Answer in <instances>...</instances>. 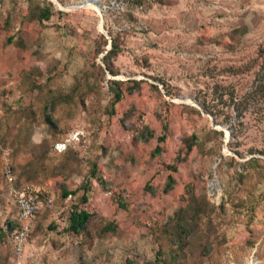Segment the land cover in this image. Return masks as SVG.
<instances>
[{"label":"rangeland","instance_id":"rangeland-1","mask_svg":"<svg viewBox=\"0 0 264 264\" xmlns=\"http://www.w3.org/2000/svg\"><path fill=\"white\" fill-rule=\"evenodd\" d=\"M39 3L49 21H27L28 0H0V224L16 214L3 150L53 199L28 245L48 242L23 264H264V96L251 95L264 81V0ZM115 37L117 73L102 75ZM110 81L123 92L112 116ZM148 126L166 133L155 158ZM187 184L213 211L176 240L168 217ZM74 206L91 214L87 233L67 229ZM0 258L13 262L4 242Z\"/></svg>","mask_w":264,"mask_h":264},{"label":"trees","instance_id":"trees-1","mask_svg":"<svg viewBox=\"0 0 264 264\" xmlns=\"http://www.w3.org/2000/svg\"><path fill=\"white\" fill-rule=\"evenodd\" d=\"M40 0H28L29 6L27 8L26 12V20L29 22L37 21L38 23H42L44 21H49V19L52 16V9L51 4L48 3L47 5H41L39 3ZM6 24H8L6 22ZM15 36L11 35L9 38H7L6 43L8 45H11L14 43ZM102 39V46L106 45V41L101 37ZM22 42V38L18 40V44ZM16 43V42H15ZM121 44L118 41L117 37L112 39L110 49L106 52V54L103 57V63L105 65L104 68L99 67L100 71L102 72V75H104L105 72L110 73L111 75H116V70L114 69L113 62L115 58L121 53ZM103 51V47L99 48L97 53H101ZM122 82L120 81H110L109 82V91L111 95L113 96V102L110 109H107V113L109 115H114V104L117 102H120L123 99V92L121 90ZM133 87L138 86L139 83L136 81H132ZM264 96V81L263 79H260L258 82V85L254 88V90L251 92V95L258 96V95ZM44 122L52 127V122L50 121V118L46 116ZM155 137L156 145L151 153V156L155 158L158 156L162 151V144L164 143L166 139V133H158L155 135L148 127H146V140H150ZM182 143L184 145V148L186 149V153H190L194 148H197L198 146V139L196 136L191 135L190 137L184 138L182 140ZM182 152V151H181ZM10 154V152H9ZM11 158V154H10ZM12 160V159H11ZM13 173H14V186L16 189H20L23 186L26 185H34L31 183H22L21 180H27L30 181L31 178L27 177L25 172L21 171L18 174L15 173V169L13 167ZM92 168L95 170V164L92 165ZM167 169H169L170 172L175 173L177 172L178 168L176 165H169L167 166ZM94 170L92 171L93 175L95 174ZM168 182H167V190H172V184H174V178L172 175L168 176ZM99 182L102 183V180L99 179ZM148 188V186H147ZM87 189L84 188V193L81 196L82 203H86L87 197H86ZM201 193V192H200ZM197 193L193 187H191L189 184L185 185L183 187V197L187 198L186 204L183 207H180L172 216L168 217V223L167 228L168 231H171L173 235L175 236V239H181L182 237H185L188 235L190 231H192L195 226L197 225L198 221H200V217L204 213H208L213 211L212 207L209 206V203L207 202L205 195L203 193ZM72 192H66L64 191L62 194V197L65 198L67 195H73ZM121 207L122 204H119ZM68 230L73 232L74 234H80V233H87V227L88 223L91 219V214L86 212L85 210L81 209L78 206H74L70 208L68 212ZM166 227V226H165ZM113 225L110 224L105 227L108 231H114ZM0 242H4L10 247L11 255H13V249L11 242L8 241L4 235L1 233L0 230ZM0 260L3 261V258H0Z\"/></svg>","mask_w":264,"mask_h":264},{"label":"built area","instance_id":"built-area-1","mask_svg":"<svg viewBox=\"0 0 264 264\" xmlns=\"http://www.w3.org/2000/svg\"><path fill=\"white\" fill-rule=\"evenodd\" d=\"M57 147V150H61L59 145ZM2 174L6 190L16 210V217L3 219L0 230L4 237L11 242L13 249L12 264H23L28 241L34 228V219L39 212L52 208L53 199L45 196L43 189L36 185H26L20 189L15 188L12 161L8 150L2 152ZM45 242L44 240L41 248Z\"/></svg>","mask_w":264,"mask_h":264},{"label":"crops","instance_id":"crops-1","mask_svg":"<svg viewBox=\"0 0 264 264\" xmlns=\"http://www.w3.org/2000/svg\"><path fill=\"white\" fill-rule=\"evenodd\" d=\"M15 212H16V210H15ZM43 212H44V211H41V212L38 213L40 216L38 215L37 220H38V219H42L41 214H42ZM15 217H16V214H15ZM37 224H38V222L36 221V225H37ZM36 225H35V226H36ZM33 229H34V228H33ZM32 232H33V230H32ZM49 237H50V234L47 235V239H44L46 242H45V244H44V246H43L42 248H41L42 244H41L40 247L37 248L38 245L35 246V244H33V243L30 245V243H29V245H28V249L33 250V252H36V250H37V251H40L41 249H44V247L46 246V244H47V242H48Z\"/></svg>","mask_w":264,"mask_h":264},{"label":"water","instance_id":"water-1","mask_svg":"<svg viewBox=\"0 0 264 264\" xmlns=\"http://www.w3.org/2000/svg\"><path fill=\"white\" fill-rule=\"evenodd\" d=\"M100 24H101V19H100ZM101 26V25H100Z\"/></svg>","mask_w":264,"mask_h":264},{"label":"bare ground","instance_id":"bare-ground-1","mask_svg":"<svg viewBox=\"0 0 264 264\" xmlns=\"http://www.w3.org/2000/svg\"><path fill=\"white\" fill-rule=\"evenodd\" d=\"M90 7H92V6H90Z\"/></svg>","mask_w":264,"mask_h":264}]
</instances>
